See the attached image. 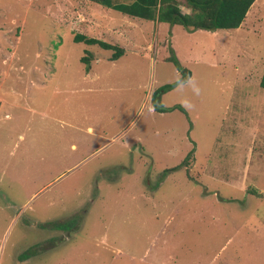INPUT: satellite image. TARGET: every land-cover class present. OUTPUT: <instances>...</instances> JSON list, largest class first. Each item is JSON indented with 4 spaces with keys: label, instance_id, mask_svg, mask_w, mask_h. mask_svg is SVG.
Masks as SVG:
<instances>
[{
    "label": "rangeland",
    "instance_id": "obj_1",
    "mask_svg": "<svg viewBox=\"0 0 264 264\" xmlns=\"http://www.w3.org/2000/svg\"><path fill=\"white\" fill-rule=\"evenodd\" d=\"M263 72L264 0L216 31L0 0V264H264Z\"/></svg>",
    "mask_w": 264,
    "mask_h": 264
},
{
    "label": "trees",
    "instance_id": "obj_2",
    "mask_svg": "<svg viewBox=\"0 0 264 264\" xmlns=\"http://www.w3.org/2000/svg\"><path fill=\"white\" fill-rule=\"evenodd\" d=\"M92 1L134 18L179 25L187 31H216L239 28L245 20L248 10L256 0H184L190 10L189 14L181 12L177 0H124V3H118L117 0ZM73 41L111 51L110 61H115L124 54L122 47L99 39L77 34L74 36ZM167 60L174 62L176 65L174 58ZM80 61L84 64L85 72H88L90 69L88 59L82 57ZM259 86L264 90V72L260 78ZM171 88L172 85H165L152 93L151 103L154 106V111H165L159 107L160 96ZM191 155L192 153L188 154L186 159H190ZM178 167L171 169V171ZM70 225L71 222H65L59 224L58 227L65 230Z\"/></svg>",
    "mask_w": 264,
    "mask_h": 264
},
{
    "label": "water",
    "instance_id": "obj_3",
    "mask_svg": "<svg viewBox=\"0 0 264 264\" xmlns=\"http://www.w3.org/2000/svg\"><path fill=\"white\" fill-rule=\"evenodd\" d=\"M186 74V72H184Z\"/></svg>",
    "mask_w": 264,
    "mask_h": 264
}]
</instances>
